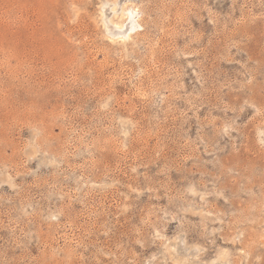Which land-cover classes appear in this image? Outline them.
Masks as SVG:
<instances>
[{
    "label": "rangeland",
    "instance_id": "rangeland-1",
    "mask_svg": "<svg viewBox=\"0 0 264 264\" xmlns=\"http://www.w3.org/2000/svg\"><path fill=\"white\" fill-rule=\"evenodd\" d=\"M0 264H264V0H0Z\"/></svg>",
    "mask_w": 264,
    "mask_h": 264
},
{
    "label": "bare ground",
    "instance_id": "bare-ground-1",
    "mask_svg": "<svg viewBox=\"0 0 264 264\" xmlns=\"http://www.w3.org/2000/svg\"><path fill=\"white\" fill-rule=\"evenodd\" d=\"M116 13V12H115ZM130 15V14H129ZM128 15V16H129ZM115 16V15H114ZM124 16V15H123ZM119 17V16H118ZM125 17V16H124ZM131 18V17H130ZM118 20V19H117ZM117 26V25H116ZM120 26V25H119ZM119 28V27H118ZM134 28H135V26H134ZM120 29V28H119ZM120 31V30H119ZM125 32V31H124ZM131 36V35H130ZM122 38H124V37H122ZM126 38V37H125ZM123 41V40H122Z\"/></svg>",
    "mask_w": 264,
    "mask_h": 264
}]
</instances>
